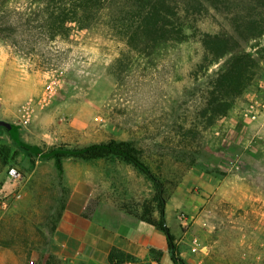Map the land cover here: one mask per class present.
<instances>
[{
	"label": "rangeland",
	"instance_id": "1",
	"mask_svg": "<svg viewBox=\"0 0 264 264\" xmlns=\"http://www.w3.org/2000/svg\"><path fill=\"white\" fill-rule=\"evenodd\" d=\"M28 1L0 0V121L12 129L0 127L5 259L39 260L67 197L157 219L153 184L122 159L65 157L60 173L49 155L113 140L163 183L165 222L187 264H264V0H168L184 29L177 41L130 40L116 3L25 55L12 39L27 36L8 29ZM208 35H226L251 61L231 82L239 94L218 89L232 55H211Z\"/></svg>",
	"mask_w": 264,
	"mask_h": 264
},
{
	"label": "trees",
	"instance_id": "2",
	"mask_svg": "<svg viewBox=\"0 0 264 264\" xmlns=\"http://www.w3.org/2000/svg\"><path fill=\"white\" fill-rule=\"evenodd\" d=\"M28 2L29 5L21 7L17 13H14L20 19L18 24L10 25V29H8L12 36H27V39L22 40L21 44L12 39L13 46L25 55L33 53L36 46L43 41L53 42L56 38L67 37L73 26L89 27L102 10L116 3L121 7L120 13L124 14L122 21L128 23L125 31L130 40H135L139 36H146L148 38H160L164 41L173 39L177 41L184 34L182 23L171 21L176 14L168 0H29ZM0 22L3 25L9 21L1 19ZM253 28L255 29L250 24L248 31ZM2 39L4 40V37ZM202 42L207 51L216 58L225 55L227 52L231 53L229 67L223 77V79H227L225 80L227 84H219L218 89L226 96L239 94L240 91L232 86L231 82L244 80L246 75L249 76L252 73L253 67L249 58L246 55L237 54L235 46L226 35H208ZM22 44H28L30 49ZM8 132L12 135V129ZM18 144L19 148L25 152L35 150L32 146L23 143ZM49 155L54 158L55 168L60 173L62 172L61 159L65 157H78L84 161L116 157L141 172L153 184L155 191L153 201L156 204L157 219L152 217L151 211L145 212L146 214L139 216L138 219L156 227L164 234L168 254L173 264H187L178 256L174 236L170 233L165 222L166 201L163 183L141 162L129 144L112 140L105 143L90 144L77 150H52ZM127 258L115 250L111 251L109 255V261L117 263H121Z\"/></svg>",
	"mask_w": 264,
	"mask_h": 264
},
{
	"label": "crops",
	"instance_id": "3",
	"mask_svg": "<svg viewBox=\"0 0 264 264\" xmlns=\"http://www.w3.org/2000/svg\"><path fill=\"white\" fill-rule=\"evenodd\" d=\"M59 208L58 220L39 261L51 264H173L164 234L125 210L108 202H98L91 207L80 196L64 198ZM113 250L128 258L121 263L109 261ZM6 254L0 252V264L28 263L17 256L5 259Z\"/></svg>",
	"mask_w": 264,
	"mask_h": 264
},
{
	"label": "built area",
	"instance_id": "4",
	"mask_svg": "<svg viewBox=\"0 0 264 264\" xmlns=\"http://www.w3.org/2000/svg\"><path fill=\"white\" fill-rule=\"evenodd\" d=\"M27 264H51L50 262L48 261H39V260H29Z\"/></svg>",
	"mask_w": 264,
	"mask_h": 264
},
{
	"label": "water",
	"instance_id": "5",
	"mask_svg": "<svg viewBox=\"0 0 264 264\" xmlns=\"http://www.w3.org/2000/svg\"><path fill=\"white\" fill-rule=\"evenodd\" d=\"M0 127L5 128L7 130L11 129L10 125L4 121H0Z\"/></svg>",
	"mask_w": 264,
	"mask_h": 264
}]
</instances>
